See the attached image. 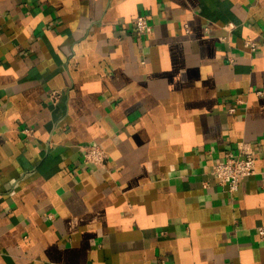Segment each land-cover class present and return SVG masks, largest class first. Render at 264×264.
<instances>
[{
	"label": "crops",
	"instance_id": "0c3cea01",
	"mask_svg": "<svg viewBox=\"0 0 264 264\" xmlns=\"http://www.w3.org/2000/svg\"><path fill=\"white\" fill-rule=\"evenodd\" d=\"M241 143L264 0H0V264H264V156L235 193L211 176Z\"/></svg>",
	"mask_w": 264,
	"mask_h": 264
},
{
	"label": "built area",
	"instance_id": "2783aa9c",
	"mask_svg": "<svg viewBox=\"0 0 264 264\" xmlns=\"http://www.w3.org/2000/svg\"><path fill=\"white\" fill-rule=\"evenodd\" d=\"M132 26L134 34L137 38L147 36L152 33V25L149 22L147 15L138 14ZM229 27H233L229 25ZM244 47L251 52L257 50L258 44L251 40L244 41ZM231 61V60H230ZM259 93V92H258ZM58 93L52 92L50 94L51 101L55 104L58 99ZM242 103V102H238ZM230 113L235 112L234 108H229ZM237 152H228L224 155L223 159L214 163L211 169V176L218 185L225 186L229 193H235L238 190L241 180L252 176L255 173V162L259 155L264 156V146L256 150L248 143H241L238 145ZM83 161L93 167L102 166L106 159V154L100 146L89 145L83 149ZM208 183H204L206 188ZM258 234L264 236V228L258 229Z\"/></svg>",
	"mask_w": 264,
	"mask_h": 264
}]
</instances>
